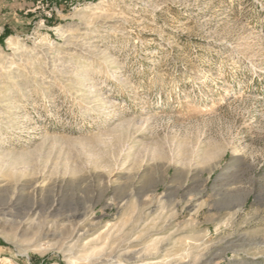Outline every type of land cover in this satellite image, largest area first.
Instances as JSON below:
<instances>
[{
    "label": "rangeland",
    "instance_id": "374dc122",
    "mask_svg": "<svg viewBox=\"0 0 264 264\" xmlns=\"http://www.w3.org/2000/svg\"><path fill=\"white\" fill-rule=\"evenodd\" d=\"M0 264H264V0H0Z\"/></svg>",
    "mask_w": 264,
    "mask_h": 264
}]
</instances>
